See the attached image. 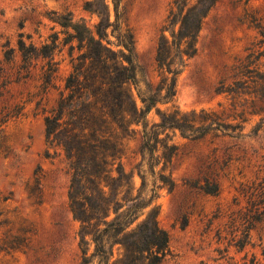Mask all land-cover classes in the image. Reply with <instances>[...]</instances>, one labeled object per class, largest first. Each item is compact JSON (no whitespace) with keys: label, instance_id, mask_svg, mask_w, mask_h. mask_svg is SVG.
I'll return each mask as SVG.
<instances>
[{"label":"rangeland","instance_id":"rangeland-1","mask_svg":"<svg viewBox=\"0 0 264 264\" xmlns=\"http://www.w3.org/2000/svg\"><path fill=\"white\" fill-rule=\"evenodd\" d=\"M87 1L101 9L102 0H0V264L79 260V221L70 208L69 163L56 141L48 140L44 123V115L62 95L66 105L57 136L70 135L72 145L83 147L77 163L91 153L81 143L95 134L94 126L105 135L96 154L113 162L114 168L121 163L128 176L113 172L118 177L109 181L112 197L128 191L138 194L140 202L156 191L151 205H159L158 222L168 233V253L159 264H243L253 256L264 264V131H251L259 116L250 114L253 102L264 106L258 91L264 83V0H217L202 19L196 52L177 75L172 101L157 103L146 116L148 129L160 122L161 113L173 109L186 121L184 134L173 127L160 129L159 137L178 148L171 159H161L154 167L143 154L142 125L136 121L134 103L141 106L138 80L146 89L150 75L157 85L158 39L162 31L171 39L170 9L177 12L181 5L174 0H104L110 20L117 16V28L133 33L137 84L127 80L119 87L111 81L115 70L108 62L99 67L105 78L97 79L95 89L70 90L65 85L72 71L71 49L64 31L72 30L53 17L70 13L93 28L98 18L84 8ZM178 26L177 22L176 30ZM112 30L107 29L108 38L115 42ZM55 32V70L49 80L48 58L31 52L25 64L18 40L30 52L50 42ZM78 54L74 48L73 56ZM93 67L87 62L84 66L90 79ZM84 77L81 85L88 87ZM97 89L103 104L92 101ZM200 109L221 112L231 123L238 122L232 115L243 112L247 120L241 131L231 134L186 137L189 113ZM70 129L74 135L67 133ZM160 173L174 181L172 188L158 180ZM239 239L246 241L241 249L236 246Z\"/></svg>","mask_w":264,"mask_h":264},{"label":"trees","instance_id":"trees-1","mask_svg":"<svg viewBox=\"0 0 264 264\" xmlns=\"http://www.w3.org/2000/svg\"><path fill=\"white\" fill-rule=\"evenodd\" d=\"M191 1L174 0V4L181 5V8L177 12L170 9L172 18L168 28L171 27L169 29L171 39L162 31L156 47L155 62L157 70H159L157 85L154 87L150 75H146V89L140 87L138 80L137 96L141 106L137 107L134 103L133 112L136 114L138 124L142 125L141 147L143 154H147L151 167H154L161 159H171L178 148L176 144L168 143L167 139L159 137L160 129L173 127L184 134L186 121L184 123L183 115L178 109H173L171 112L161 113L160 122L152 124L148 129L146 116L157 103L172 101L177 75L181 72L185 61L195 54L202 19L217 0H195L194 3H190ZM84 8L95 13L98 18L93 28H90L85 22L75 21L70 13L53 17V20L62 27L72 30L64 31L67 34L65 43H69L71 49L69 55L72 65V71L65 87L70 90L81 87L80 91L83 88L95 89L99 81L97 79L103 77L99 72V67L108 62L115 70L114 79H111V74H106L109 80L118 83L119 87H122L127 80L137 84L133 33L117 28V16L114 22L110 20V11L104 0L101 2V9L94 7L91 1H87ZM177 22L179 26L176 30ZM109 27H113L112 33L116 32L115 42L108 38L107 29ZM57 39L58 33L55 32L50 35V42L42 44L39 48L31 49L30 52L25 42L22 39L18 40V48L22 52L25 64L29 63L31 52L48 58L46 76L49 80L55 70L52 56L57 46ZM74 40L77 42L76 45L71 43ZM74 48L79 51L77 56H73ZM6 58H10L8 50ZM86 62L94 66L91 79L87 73L83 72ZM85 75L90 82L88 87L81 85ZM259 86V94L264 96V83ZM99 93L97 89L93 95L92 101L95 104H98L99 101L103 104V99H99ZM65 99L66 97L62 95L58 102L47 111L44 115V123L48 140L56 141V145L65 151L69 163L71 172L70 208L74 218L79 221L80 256L76 264H159L168 253V233L158 222L159 205H151L157 197L156 191L147 200L140 202H138V194L131 195L128 191L127 195L123 197L118 198L117 194L112 197L109 181L119 175L124 179L128 176L121 163H118L114 168L113 162L110 164L106 157L96 154L101 148L99 143L105 138V135L97 133L99 129H95L94 126H91V130L95 134L91 138H85L81 143L84 147H90L91 153L81 159L82 162L77 163L80 159V150L83 147L72 145L70 135L66 136L67 134H65L64 138L57 136L61 125H63L61 119L66 105ZM102 107L104 108V106ZM242 114L243 112L232 115L233 119L238 118V122L231 123L222 117L221 112L206 109L193 110L189 113L192 119L187 121L190 133H187L186 137L195 139L202 138L210 132L231 134L241 131L244 121L247 120ZM250 114L259 116L251 131L254 134L264 131V106L257 107L256 102H253ZM67 133L74 135L75 131L70 129ZM82 138L83 135L79 139ZM159 150H161L160 153ZM114 171L118 176L113 175ZM141 179L142 185H144L145 176H141ZM158 180L169 188L174 186V181L163 173L159 174ZM146 208L148 210L144 211ZM245 244L244 239H239L236 242L239 249L243 248ZM91 246L92 249H90ZM262 255H264V249ZM243 264L263 263L253 256L249 262L244 261Z\"/></svg>","mask_w":264,"mask_h":264}]
</instances>
